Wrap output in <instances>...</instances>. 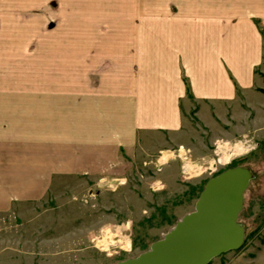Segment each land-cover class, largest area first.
Masks as SVG:
<instances>
[{"label":"crops","instance_id":"crops-1","mask_svg":"<svg viewBox=\"0 0 264 264\" xmlns=\"http://www.w3.org/2000/svg\"><path fill=\"white\" fill-rule=\"evenodd\" d=\"M53 10L93 34L36 38ZM263 61L264 0H0V212L131 174L180 144L188 107L262 112Z\"/></svg>","mask_w":264,"mask_h":264},{"label":"rangeland","instance_id":"rangeland-1","mask_svg":"<svg viewBox=\"0 0 264 264\" xmlns=\"http://www.w3.org/2000/svg\"><path fill=\"white\" fill-rule=\"evenodd\" d=\"M36 13L42 15L37 17L36 38H88L94 32L93 27L78 28L73 12L67 13V23L60 11L45 18L43 11ZM50 22V33L39 30ZM249 100L244 97L240 108L229 107L224 116L219 108H186L180 144L159 158L145 152L131 174L100 180V186L71 178L45 200L20 202L0 212V264H115L135 257L194 209L209 178L235 166L251 175L237 218L244 239L207 264H264V109L258 111ZM254 120L261 134H241V127L250 131ZM238 143L245 150L235 153ZM170 161L176 172L167 180L163 169ZM184 163L189 174L181 172Z\"/></svg>","mask_w":264,"mask_h":264},{"label":"water","instance_id":"water-1","mask_svg":"<svg viewBox=\"0 0 264 264\" xmlns=\"http://www.w3.org/2000/svg\"><path fill=\"white\" fill-rule=\"evenodd\" d=\"M250 177L248 169L235 166L209 178L191 212L148 250L115 264H207L238 248L245 230L237 218Z\"/></svg>","mask_w":264,"mask_h":264},{"label":"bare ground","instance_id":"bare-ground-1","mask_svg":"<svg viewBox=\"0 0 264 264\" xmlns=\"http://www.w3.org/2000/svg\"><path fill=\"white\" fill-rule=\"evenodd\" d=\"M245 150V147L243 146V144H235L234 145V152L235 153H239V152H243ZM165 155V154H164ZM168 156V155H167Z\"/></svg>","mask_w":264,"mask_h":264},{"label":"built area","instance_id":"built-area-1","mask_svg":"<svg viewBox=\"0 0 264 264\" xmlns=\"http://www.w3.org/2000/svg\"><path fill=\"white\" fill-rule=\"evenodd\" d=\"M181 172L183 173V174H189L190 173V168H189V166H188V164L186 163H184L182 166H181Z\"/></svg>","mask_w":264,"mask_h":264},{"label":"trees","instance_id":"trees-1","mask_svg":"<svg viewBox=\"0 0 264 264\" xmlns=\"http://www.w3.org/2000/svg\"><path fill=\"white\" fill-rule=\"evenodd\" d=\"M183 79H184V82H185V90H186V94H188L189 96H191V92H190L189 84H188L186 78H183Z\"/></svg>","mask_w":264,"mask_h":264}]
</instances>
